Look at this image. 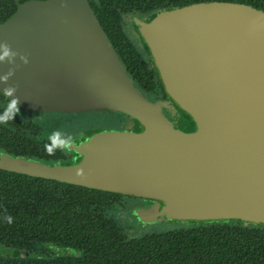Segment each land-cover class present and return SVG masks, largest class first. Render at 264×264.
I'll return each mask as SVG.
<instances>
[{
  "label": "water",
  "instance_id": "obj_1",
  "mask_svg": "<svg viewBox=\"0 0 264 264\" xmlns=\"http://www.w3.org/2000/svg\"><path fill=\"white\" fill-rule=\"evenodd\" d=\"M129 23L169 104L127 77L88 0L16 2L0 23V44L12 50L0 61V92L31 112L117 111L140 131L71 143L87 145L72 165L0 152V168L144 198L153 204L138 210L158 219L264 226V11L201 1Z\"/></svg>",
  "mask_w": 264,
  "mask_h": 264
},
{
  "label": "trees",
  "instance_id": "obj_2",
  "mask_svg": "<svg viewBox=\"0 0 264 264\" xmlns=\"http://www.w3.org/2000/svg\"><path fill=\"white\" fill-rule=\"evenodd\" d=\"M16 1L26 0H0V23L16 10ZM201 1L214 0H88L112 49L134 76L145 79L147 89L156 77L160 79L155 67L149 69L130 42H124L125 18L147 19L162 9ZM216 1L253 4L252 0ZM0 98L9 100L1 92ZM6 107L0 105L5 121L0 144L15 154H35L33 148H27V139L16 137L17 123ZM16 144L23 148H11ZM68 188L0 169V255L19 256L23 249L54 243L78 249L71 261L63 257L56 264H264L263 225L237 219L189 222L182 229L128 237L107 215L117 198L107 192L89 195ZM60 191L63 197L55 196ZM0 264L17 262L4 263L0 257Z\"/></svg>",
  "mask_w": 264,
  "mask_h": 264
},
{
  "label": "flooded vegetation",
  "instance_id": "obj_3",
  "mask_svg": "<svg viewBox=\"0 0 264 264\" xmlns=\"http://www.w3.org/2000/svg\"><path fill=\"white\" fill-rule=\"evenodd\" d=\"M17 2V1H16ZM253 4H249L247 2H238V3H243V4H247L250 5L253 8L259 9L261 11H264V0H252ZM132 16H128V22L130 20ZM142 18V17H141ZM129 30L130 32H126L125 36L126 38L124 39L125 41L130 42V44L135 48L136 51H138L141 56L142 59H144V61L147 64V67L149 69L153 68V64L151 61V57L149 52L147 51V49H145V47L142 44V41L139 37V35H137L136 33L132 32V27L128 24ZM112 47V46H111ZM116 53V52H115ZM117 58L119 59L120 63L122 64V66L124 67V71L125 74L127 75L128 78H130L134 84L142 91V93L151 101H158V102H165L167 104H169V99L167 97V95L164 92V89L160 83V81L158 80V77H156L154 79V85H151V88L147 89L145 87V79H141L139 80L136 76H134V74L129 71L126 66L124 65V62L122 61V58L117 55ZM5 104L7 107L6 111H8V113H10L11 118H14L16 123L15 125H17L15 128V135L17 138L20 139H27L28 142H30V144L28 145L27 148H33L35 150V154L33 155H24V154H15L13 152H9L8 150L4 149L5 146H3L2 144H0V152H5L10 154L13 157H24V158H28V159H33V160H38L41 161L43 163L46 164H60V165H72L74 163L77 162V157L78 155L75 153V148H87L86 144H82L80 146H76L79 145V143L84 142L87 140L88 136L102 130V127H104V125H100V122H102L105 119L110 120V118H112L113 116H119L121 115V113H113V112H108V111H102L104 114L103 116H99V125H92V126H88V127H84L82 124H86L83 121V118H86L85 116L91 115L88 114L90 112H92L93 110L96 109H90V110H85V111H72V112H62V111H52V112H31V111H26L24 109H21L17 106H15L13 104V102H11L10 100L6 101V99H2L0 98V105ZM165 108H162L166 114L163 111V113L170 118L172 121H177L180 125L184 126L186 131H189L192 129L191 124L188 122V118H185L183 116V114L180 111H177L175 113H171V110L167 109L166 106H162ZM18 109V111H17ZM100 110V109H97ZM52 116L51 118L54 119L52 120V123H57L60 122L59 127H63V129H65V132H68L63 139L59 140L58 139V135L55 137H51L50 135H45L42 133V131L44 129H41L42 126H44L45 124H49L50 122L47 120V116ZM170 116V117H169ZM90 118V117H87ZM56 119V120H55ZM58 120V121H57ZM74 123V124H72ZM5 126V121L4 119L0 116V129L4 128ZM34 127H38L40 129V131H35ZM101 127V128H100ZM122 127V126H121ZM110 131H130L133 133L139 132L140 129L138 127V125L134 124L133 129H129V130H124L121 128H113V129H108ZM71 143H75L71 144ZM11 148H23V144H16L15 146H12ZM2 169V168H0ZM3 170H7V169H3ZM11 171V170H8ZM17 174H24L30 177H35V178H40L43 181L47 182L49 180L55 182V183H61L64 184L66 186H68L70 188H72L73 190H77L80 193L83 194H89L92 191H96L95 193H97L99 195V191L102 192H107V195H110V197L113 198H117V202L113 203L110 207V210L112 208H114V206H116L118 203H124V201H126L125 199L128 200H141L143 201L142 204H146V203H150V200H146L144 198H140V197H135L132 195H128V194H123L120 192H115V191H109V190H102V189H98V188H91V187H87V186H83V185H79V184H74L71 182H66V181H61V180H57V179H53V178H46V177H39V176H31L22 172H17V171H11ZM77 187V188H75ZM61 191L56 193L55 196L58 195V197H63L62 195H60ZM127 200V201H128ZM125 204V203H124ZM140 207L143 206H137L135 207V209H138ZM113 217V216H112ZM114 219V217H113ZM115 221V220H114ZM117 224V223H116ZM43 245H48L51 247V251L47 252V255L42 256L40 253L34 255V251L32 250V252H28V250L23 249L21 252L23 255H19V256H14V255H10V258L8 259H3L2 258V262L7 263V262H17V264H56L59 262V260H61L63 257H65V259L69 262L71 261V259L73 257H76V254L78 252V249L76 248H70L68 246H62V245H57L54 243H48V244H44ZM37 246V245H36ZM59 246L62 250H64V253L57 255L56 253L53 252V248ZM35 249V248H34ZM31 254L33 255L32 258H30ZM9 260H15V261H9ZM32 261V262H31ZM85 263L87 264V261H85Z\"/></svg>",
  "mask_w": 264,
  "mask_h": 264
},
{
  "label": "rangeland",
  "instance_id": "obj_4",
  "mask_svg": "<svg viewBox=\"0 0 264 264\" xmlns=\"http://www.w3.org/2000/svg\"><path fill=\"white\" fill-rule=\"evenodd\" d=\"M130 21V20H129ZM125 22L128 25V15L125 18ZM125 30L127 32H130L129 27L124 24ZM132 31V30H131ZM133 32V31H132ZM135 33V32H134ZM158 102V101H154ZM161 111L165 113V111L159 106ZM168 109V108H167ZM169 110V109H168ZM102 111H108V109H100V110H93L92 112L88 113L91 115L85 116L86 118H83V121L86 123L85 125L82 124L84 127L92 126V125H99V116H103ZM113 111V110H112ZM113 113H120L117 111H113ZM166 114V113H165ZM169 115V114H166ZM47 120L50 122L49 124H45L44 126L41 127V129H44L42 131L43 134L45 135H50L51 137L57 136L58 139L61 140L64 138V136L68 133L65 132L66 130L63 129V127H59L60 122L57 123H52V116H47ZM90 117V118H87ZM170 117V116H169ZM171 118V117H170ZM56 120V119H55ZM58 121V120H57ZM174 121V120H173ZM177 123L180 128L185 129L184 126L180 125L177 121H174ZM129 118L121 114L119 116H113L110 118V120L105 119L102 122H100V125H104L102 127V130H108V129H113V128H121L124 130H131L134 127V124ZM74 124V123H72ZM122 126V127H121ZM101 128V127H100ZM34 130L40 131L38 127H34ZM124 203H118L114 208L111 210L107 211V215L113 216L115 222L119 225L121 231L127 235L128 237H137L144 235L146 233H153V232H160V231H165V230H174V229H182L185 227H188L189 222H184V221H175V220H167V219H158L154 217H149L144 214L145 210H138L135 209L136 205L137 206H145L146 207H151L153 204V201L150 203L142 204L143 201L137 199L135 201L133 200H128L125 199ZM128 200V201H127ZM147 200V199H146ZM143 212V214H142ZM33 251L35 252L34 255L40 253L42 256L47 255V252L51 251V247L48 245H43V244H38L37 246L34 247ZM28 252H32V250H28ZM53 252L56 253L57 255H60L64 253V250H62L59 246L53 248ZM3 259H8L10 256L8 255H0ZM33 255L31 254L30 258H32Z\"/></svg>",
  "mask_w": 264,
  "mask_h": 264
},
{
  "label": "clouds",
  "instance_id": "obj_5",
  "mask_svg": "<svg viewBox=\"0 0 264 264\" xmlns=\"http://www.w3.org/2000/svg\"><path fill=\"white\" fill-rule=\"evenodd\" d=\"M0 49H2V52H0V61H3L6 57L9 56V54H10V52H12V50L7 45V43L0 44ZM26 62H27V60L25 59V63ZM11 74H12V72L10 70L8 75H11ZM0 81L7 82V75L0 77ZM5 90L8 92H13L15 90V88L12 86H9V87L5 88ZM17 111H18V109H17Z\"/></svg>",
  "mask_w": 264,
  "mask_h": 264
}]
</instances>
